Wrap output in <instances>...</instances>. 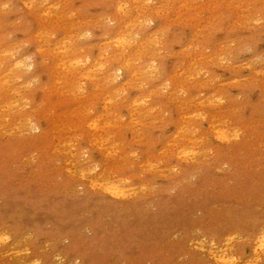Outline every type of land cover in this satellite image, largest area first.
<instances>
[{"label": "rangeland", "instance_id": "obj_1", "mask_svg": "<svg viewBox=\"0 0 264 264\" xmlns=\"http://www.w3.org/2000/svg\"><path fill=\"white\" fill-rule=\"evenodd\" d=\"M0 82V264H264V0H0Z\"/></svg>", "mask_w": 264, "mask_h": 264}, {"label": "bare ground", "instance_id": "obj_2", "mask_svg": "<svg viewBox=\"0 0 264 264\" xmlns=\"http://www.w3.org/2000/svg\"><path fill=\"white\" fill-rule=\"evenodd\" d=\"M121 9V7H120ZM129 24V23H128ZM132 24V23H131ZM136 34V33H135ZM81 38V37H80ZM126 42V40L123 37H120L118 40V46L121 45L123 46L124 43ZM117 46V44H115ZM40 49V48H39ZM64 49V48H63ZM38 51V50H37ZM61 51V50H60ZM23 61V60H22ZM27 61V60H25ZM17 62V61H16ZM224 62V60H223ZM130 63V62H129ZM127 63L126 67H131V65ZM74 65V64H73ZM22 65L20 64H15L14 67H11L9 69H7V72L5 75H3L2 79L3 81L6 83H8L9 81H17L19 78H21V76L18 75V71L17 69L22 68ZM154 69V68H153ZM92 70V68H91ZM149 70V69H148ZM17 71V72H16ZM156 71V70H155ZM181 72V71H180ZM183 72V71H182ZM198 72V71H196ZM256 72V71H255ZM258 72V71H257ZM78 74L80 76H83L84 74L82 72H78ZM112 75H108L107 79H108V83H110L112 81ZM117 79V76L115 75L114 80ZM1 83V82H0ZM231 83V81H230ZM30 85V84H29ZM75 95V94H74ZM11 96L13 97L12 100L10 101V103L7 105L9 107L10 110H13L12 112L16 115V122L13 126V129L15 131H17L20 134V137H25V136H29V137H34V133L35 131L39 130V127L35 124V122L32 119V116L29 115L25 110H24V106H21V104L19 103L20 100V95H19V91L17 88H12L11 90ZM209 100V99H208ZM108 102V101H107ZM112 100L109 101V103H111ZM201 105V104H200ZM204 105V104H203ZM6 106V105H5ZM182 107V106H181ZM106 109V108H105ZM203 112V111H202ZM206 115V114H205ZM184 116V114H183ZM180 117V116H179ZM185 117V116H184ZM181 119V118H180ZM183 119V118H182ZM186 120V119H185ZM182 121V120H181ZM137 122V121H136ZM150 122V121H149ZM185 122V121H184ZM187 123V121H186ZM189 124V123H188ZM187 124V125H188ZM221 124V123H220ZM99 122L98 121H94L91 125V128L94 130H98L99 128ZM210 125V124H209ZM3 126V125H2ZM195 130V128H194ZM193 130V132H194ZM226 130V128L224 129ZM196 131V130H195ZM229 131V130H228ZM185 132L184 127L181 128V133L183 134ZM216 132V131H215ZM225 132V131H224ZM179 133V132H178ZM197 133V132H196ZM221 133H223V131H221ZM195 134V132L193 133V135ZM226 134V132H225ZM139 135V134H138ZM221 136H223V134H219ZM226 135H229L226 134ZM225 135V137L227 138V136ZM215 137V136H214ZM219 137V136H218ZM225 139V138H224ZM172 140V139H171ZM192 143L195 144V142L193 141L194 138H190L189 139ZM199 140V139H196ZM223 140V139H222ZM229 140V139H228ZM167 142V140L165 141ZM172 143V142H171ZM167 144V143H166ZM168 145V144H167ZM69 149V154L71 156V158L73 159V162L75 163V166L80 170V175H81V180H79L78 183V187H89L91 189H95L97 187H105V189L107 191H109V193L113 196H117L119 195L120 191H122V186L121 184H119L118 182H109L107 179H103L104 177H102L101 175H99L97 173V166L93 165V160H91L88 156L84 155L83 153H78L74 150L73 145L68 147ZM189 149V148H187ZM103 150V149H102ZM195 149H191V151H193ZM112 151V150H111ZM184 152H189V151H184ZM134 153V152H133ZM182 155V154H181ZM185 159V157L183 158ZM153 164V163H152ZM184 164V163H183ZM226 165V164H225ZM222 167V166H221ZM144 188V187H142ZM122 189V190H121ZM77 190V188H76ZM142 190V189H141ZM74 193H77L78 191H73ZM144 192V191H143ZM246 200V199H245ZM246 203V202H245ZM203 235V234H202ZM205 236V234L203 235ZM208 237V236H207ZM204 238V237H203ZM209 238V237H208ZM206 238V239H208ZM262 245H260L259 247L256 248V252L259 251L260 249H262L263 244H264V237L262 239ZM213 252H218V251H213ZM219 254V253H218ZM218 254L214 256V258H218Z\"/></svg>", "mask_w": 264, "mask_h": 264}]
</instances>
